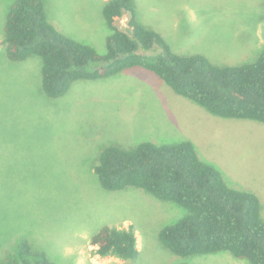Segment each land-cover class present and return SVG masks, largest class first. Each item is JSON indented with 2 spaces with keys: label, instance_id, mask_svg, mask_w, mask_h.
I'll return each instance as SVG.
<instances>
[{
  "label": "rangeland",
  "instance_id": "1",
  "mask_svg": "<svg viewBox=\"0 0 264 264\" xmlns=\"http://www.w3.org/2000/svg\"><path fill=\"white\" fill-rule=\"evenodd\" d=\"M13 0H0V263L21 241L51 264H248L226 252L181 257L158 240L185 215L141 189L103 190L94 174L108 147L190 141L227 186L254 194L264 220V124L210 114L140 68L77 81L57 99L41 87V61H9L1 41ZM60 33L105 53L106 0H42ZM137 20L172 52L212 64L250 63L264 51V0H133ZM127 16L116 25L129 32ZM132 227L134 260L99 258L89 240L102 227Z\"/></svg>",
  "mask_w": 264,
  "mask_h": 264
},
{
  "label": "trees",
  "instance_id": "2",
  "mask_svg": "<svg viewBox=\"0 0 264 264\" xmlns=\"http://www.w3.org/2000/svg\"><path fill=\"white\" fill-rule=\"evenodd\" d=\"M101 14L109 31L103 55L55 29L42 0H13L1 41L6 58L21 62L39 57L42 91L51 99L64 96L77 81L140 68L212 115L264 124V51L250 63L218 66L200 54L172 52L159 33L140 24L133 0H106ZM125 15L129 32L116 25ZM94 174L103 190L133 187L185 210L183 217L158 233L160 244L170 253L186 257L226 252L248 264H264V220L258 198L227 186L217 169L199 159L190 141L105 148ZM89 246L99 258L128 261L138 254L130 226H104ZM0 264L51 262L23 240L16 256Z\"/></svg>",
  "mask_w": 264,
  "mask_h": 264
},
{
  "label": "crops",
  "instance_id": "3",
  "mask_svg": "<svg viewBox=\"0 0 264 264\" xmlns=\"http://www.w3.org/2000/svg\"><path fill=\"white\" fill-rule=\"evenodd\" d=\"M119 228H128V227H126V226H120ZM136 247H137V250H138V244H137V240H136ZM119 260V259H118Z\"/></svg>",
  "mask_w": 264,
  "mask_h": 264
}]
</instances>
